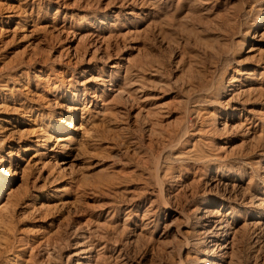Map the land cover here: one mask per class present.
Listing matches in <instances>:
<instances>
[{
	"label": "rangeland",
	"instance_id": "374dc122",
	"mask_svg": "<svg viewBox=\"0 0 264 264\" xmlns=\"http://www.w3.org/2000/svg\"><path fill=\"white\" fill-rule=\"evenodd\" d=\"M0 264H264V0H0Z\"/></svg>",
	"mask_w": 264,
	"mask_h": 264
},
{
	"label": "bare ground",
	"instance_id": "6f19581e",
	"mask_svg": "<svg viewBox=\"0 0 264 264\" xmlns=\"http://www.w3.org/2000/svg\"><path fill=\"white\" fill-rule=\"evenodd\" d=\"M208 233H209V232H207L205 235H207ZM208 242H209V241H208ZM208 242H205V244L208 243Z\"/></svg>",
	"mask_w": 264,
	"mask_h": 264
}]
</instances>
